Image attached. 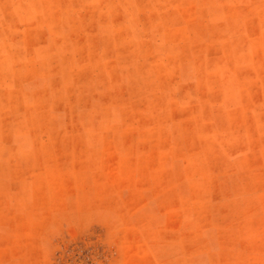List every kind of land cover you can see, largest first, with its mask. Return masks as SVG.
<instances>
[{
  "label": "rangeland",
  "instance_id": "rangeland-1",
  "mask_svg": "<svg viewBox=\"0 0 264 264\" xmlns=\"http://www.w3.org/2000/svg\"><path fill=\"white\" fill-rule=\"evenodd\" d=\"M0 264H264V0H0Z\"/></svg>",
  "mask_w": 264,
  "mask_h": 264
}]
</instances>
